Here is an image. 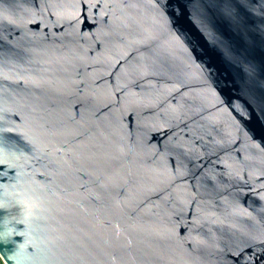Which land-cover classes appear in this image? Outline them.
<instances>
[{
    "label": "water",
    "instance_id": "obj_1",
    "mask_svg": "<svg viewBox=\"0 0 264 264\" xmlns=\"http://www.w3.org/2000/svg\"><path fill=\"white\" fill-rule=\"evenodd\" d=\"M0 258L264 264V0H0Z\"/></svg>",
    "mask_w": 264,
    "mask_h": 264
},
{
    "label": "clouds",
    "instance_id": "obj_2",
    "mask_svg": "<svg viewBox=\"0 0 264 264\" xmlns=\"http://www.w3.org/2000/svg\"><path fill=\"white\" fill-rule=\"evenodd\" d=\"M31 218H32V214L31 213H26V219H31ZM13 262H14V264H19V261H13Z\"/></svg>",
    "mask_w": 264,
    "mask_h": 264
},
{
    "label": "trees",
    "instance_id": "obj_3",
    "mask_svg": "<svg viewBox=\"0 0 264 264\" xmlns=\"http://www.w3.org/2000/svg\"><path fill=\"white\" fill-rule=\"evenodd\" d=\"M0 264H3V261L1 260V258H0Z\"/></svg>",
    "mask_w": 264,
    "mask_h": 264
},
{
    "label": "rangeland",
    "instance_id": "obj_4",
    "mask_svg": "<svg viewBox=\"0 0 264 264\" xmlns=\"http://www.w3.org/2000/svg\"><path fill=\"white\" fill-rule=\"evenodd\" d=\"M3 264H5V263H3Z\"/></svg>",
    "mask_w": 264,
    "mask_h": 264
}]
</instances>
